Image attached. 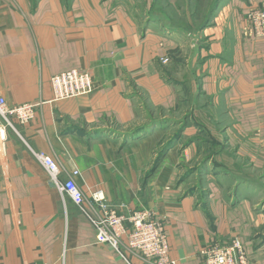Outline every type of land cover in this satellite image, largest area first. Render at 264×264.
Returning <instances> with one entry per match:
<instances>
[{"label":"crops","instance_id":"crops-1","mask_svg":"<svg viewBox=\"0 0 264 264\" xmlns=\"http://www.w3.org/2000/svg\"><path fill=\"white\" fill-rule=\"evenodd\" d=\"M260 1L0 0V95L45 101L0 140V264H127L95 241L35 151L61 180L78 169L85 195L153 209L176 264H202V248L234 236L249 264H264V36L243 32ZM173 54L190 62L192 85L171 80ZM68 69L89 72L92 93L49 102L51 76ZM184 85L192 93L180 95ZM181 100L192 104L167 147L162 121ZM164 130L169 139L139 155Z\"/></svg>","mask_w":264,"mask_h":264},{"label":"built area","instance_id":"built-area-1","mask_svg":"<svg viewBox=\"0 0 264 264\" xmlns=\"http://www.w3.org/2000/svg\"><path fill=\"white\" fill-rule=\"evenodd\" d=\"M243 32L248 37L264 36V0L249 7ZM50 87L52 99L49 102L88 95L92 93L94 83L89 72L68 69L52 75ZM44 102L8 104L0 95V140L4 138L6 129L16 132V124L23 125L32 120L35 107ZM34 155L49 174L62 200L67 196L84 210L97 243L107 244L127 264H176L169 256L164 222L153 209L126 210L123 206H114L102 190L85 195L76 182L78 169L66 172V178L61 180L62 168L56 160L42 151H35ZM123 237L125 243H122ZM199 254L202 264H249L245 247L238 236L212 242Z\"/></svg>","mask_w":264,"mask_h":264},{"label":"rangeland","instance_id":"rangeland-1","mask_svg":"<svg viewBox=\"0 0 264 264\" xmlns=\"http://www.w3.org/2000/svg\"><path fill=\"white\" fill-rule=\"evenodd\" d=\"M173 56L176 59L175 65L177 66L178 69L177 71L169 70V75H171V80H174V81L185 80L187 85L188 84L192 85L194 81L192 78L193 74L190 71V68H191L190 62H188V66H185L184 64L178 61L180 58V54H173ZM187 56H192V54L188 53ZM180 88H181L179 92L180 95L192 93V90H193L192 87L185 86V85L181 86ZM184 101L186 100H181L182 103L181 102L179 103V109L177 110L178 113L177 112L173 113V115L170 118L165 119V124H164L165 128L162 127L161 129H173L174 134L177 131L176 129H180L179 128L181 126L180 122L184 119L182 113L188 110L189 104H192L190 101H186V102ZM202 103H204L203 100L197 101V104H202ZM226 121L227 120H224L222 124L218 123V126L220 129L228 125ZM193 129H196V127H194ZM169 137H170V133L168 132V130H164L162 132L160 131L158 134L157 133L154 134L142 146H140V149H139L140 153L138 152L139 155L143 157L145 154L151 153V149H159L163 145V143L169 139ZM201 137L204 138L205 136L202 135ZM150 170H152V168Z\"/></svg>","mask_w":264,"mask_h":264},{"label":"trees","instance_id":"trees-1","mask_svg":"<svg viewBox=\"0 0 264 264\" xmlns=\"http://www.w3.org/2000/svg\"><path fill=\"white\" fill-rule=\"evenodd\" d=\"M186 120H187V117H184V119L180 122V124H181V126L179 127L180 129H184L185 124H186ZM163 122L164 121H162V126H164ZM180 129H176L177 130L176 133L175 134L173 133L171 139L167 143V147H169V145L179 137Z\"/></svg>","mask_w":264,"mask_h":264}]
</instances>
